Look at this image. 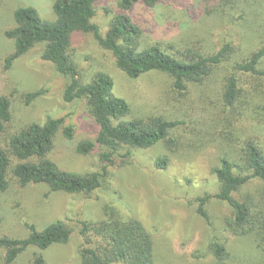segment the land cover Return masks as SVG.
Segmentation results:
<instances>
[{"label": "rangeland", "instance_id": "374dc122", "mask_svg": "<svg viewBox=\"0 0 264 264\" xmlns=\"http://www.w3.org/2000/svg\"><path fill=\"white\" fill-rule=\"evenodd\" d=\"M54 2L0 0V95L11 99L13 114L6 133L0 134V146L7 144L9 134L32 123L43 124L48 117L65 119L63 128L73 125L76 142L93 138L94 128L90 126L86 101H64L69 79L42 59L44 45H37L7 68V58L15 52V42L6 32L15 26V11L33 6L42 19L54 21ZM116 5L117 0H99L94 22L103 35L109 22L105 9H115ZM207 15L198 0H166L153 9L139 6L131 13L142 30V46L159 43L170 53L188 48L209 52L213 39L208 33L216 32L218 26L224 29L225 22ZM240 15L238 12L235 16V25L242 23ZM81 48L75 51V58L83 81L89 83L97 70L109 73L115 82L114 95L125 98L131 107L127 120L162 116L183 124L172 132L171 145L162 142L150 149H122L102 187L92 195L54 193L45 184L21 188L11 178V189L0 192V237L24 239L30 235L27 224L43 230L59 220L73 231L67 244L46 250L30 247L16 264H36L40 257L46 264H82L81 224L103 220L107 208L120 210L122 215H132L142 222L153 238L155 264H264L262 241L249 235L235 236L228 228L226 219L232 212L226 203L212 198L206 207L207 220L198 214L196 202L199 197L219 192L212 169L219 166L225 153L238 161L234 149L250 136L264 144V77L244 78L255 83L262 96L256 93L255 101L247 109L246 117L251 124L244 134L235 118L232 120L233 108H228L223 101L222 79L226 72L222 68L203 84L191 85L185 95L175 91L171 87L172 79L164 74L131 80L117 68L113 54L93 36H87ZM38 90H44L45 94L27 105V94ZM243 105L242 102L239 110ZM229 131L240 140H229ZM56 150L62 158L60 165L69 170L92 173L101 172L104 167L101 151L87 157L75 155L72 144L66 143L62 134ZM163 156L170 159L166 170L157 169L154 164ZM233 196L264 204V183L253 179ZM215 241L227 249L228 255L221 262L211 252Z\"/></svg>", "mask_w": 264, "mask_h": 264}, {"label": "trees", "instance_id": "16d2710c", "mask_svg": "<svg viewBox=\"0 0 264 264\" xmlns=\"http://www.w3.org/2000/svg\"><path fill=\"white\" fill-rule=\"evenodd\" d=\"M198 1L207 16L225 22L224 29L218 26L216 32L208 33L213 39L209 43V52L188 48L170 53L159 43L142 46V30L131 13L139 6L153 9L166 0H117L115 9H105V15L109 17L105 35L94 22L99 0H55L54 21L42 19L33 6L17 9L15 26L6 32V36L15 42V52L7 58V68L37 45H44L42 59L52 63L58 73L69 79L64 101H86L94 132L93 138L76 142L73 125L63 128L65 119L48 117L43 124L32 123L21 127L15 134H9L7 144L0 146V192L11 189L10 179L13 178L21 188L45 184L54 193L92 195L102 187L109 168L122 149H150L162 142L171 145L172 132L183 124L162 116L127 120L131 107L125 98L114 95V79L105 71H94L89 83H85L75 51L82 49L87 36H93L100 46L110 51L117 68L131 80L164 74L172 79L171 87L185 95L191 85L203 84L222 68L226 72L222 79L223 101L228 108H233L232 120L235 118L236 125L239 123L241 131L246 134L251 124L246 117L247 109L255 101L256 93L261 96V91L255 83L244 78L256 80L264 77V0ZM238 12L242 21L239 26L234 20ZM44 94V90L28 93L26 104ZM242 102L244 105L240 111ZM11 105L9 97L0 95V134L6 133L13 121ZM231 132H228L231 135L229 140L239 141L240 138H234ZM60 134L66 143L72 144L75 155L87 157L101 151L102 171L83 173L62 167L59 163L62 158L56 150ZM261 144L253 136L246 137L244 143L234 149L238 161L225 153L219 166L212 169L219 192L214 196L199 197L196 202L198 214L207 220L206 207L212 198L226 203L232 212L226 219L232 233L254 236L264 244V204L233 196L253 179L264 183V144ZM169 161L168 156H163L154 164L157 169L166 170ZM81 225L80 234L84 240L80 250L82 264H155L153 238L134 216L107 208L103 220L82 222ZM27 227L30 230L27 238L0 237V264H16L30 247L46 250L54 245L67 244L73 232L61 220L43 230L33 224H27ZM211 252L220 262L228 255L226 246L218 241L211 245ZM35 263L46 264L43 257Z\"/></svg>", "mask_w": 264, "mask_h": 264}]
</instances>
